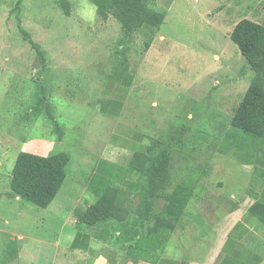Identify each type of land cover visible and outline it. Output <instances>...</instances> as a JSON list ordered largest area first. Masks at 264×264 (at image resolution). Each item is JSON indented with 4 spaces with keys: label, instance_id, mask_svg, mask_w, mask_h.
<instances>
[{
    "label": "rangeland",
    "instance_id": "obj_1",
    "mask_svg": "<svg viewBox=\"0 0 264 264\" xmlns=\"http://www.w3.org/2000/svg\"><path fill=\"white\" fill-rule=\"evenodd\" d=\"M67 1L69 16L61 0H0V264L8 263L10 244L25 241L32 264L51 263L59 230L75 221L68 218L74 200L94 202L83 189L98 156L132 142L111 133L121 126L160 149L172 145L173 170L185 169L173 172L177 179L191 169L208 171L224 202L254 184L242 164L257 141L229 126L253 73L229 34L236 20L264 16L249 10L256 0H147L148 9L166 15L146 51L142 34L123 39L117 21L100 19L89 0ZM47 146L48 153H66L69 163L61 191L40 209L10 197L8 181L19 152L42 156ZM16 234L25 239L16 241ZM116 237L108 240L112 248Z\"/></svg>",
    "mask_w": 264,
    "mask_h": 264
},
{
    "label": "trees",
    "instance_id": "obj_2",
    "mask_svg": "<svg viewBox=\"0 0 264 264\" xmlns=\"http://www.w3.org/2000/svg\"><path fill=\"white\" fill-rule=\"evenodd\" d=\"M89 1L100 19L105 21L112 17L117 21L123 39L129 41L133 35L142 34L145 51L150 47L166 15L148 9L147 0ZM169 5L167 2L166 6ZM61 8L66 16L70 15L71 8L67 0H61ZM21 32L23 39L29 41L41 55L38 46L30 42L25 32ZM229 39L253 73L248 88L232 111L229 126L243 135L253 137L257 144H264V26L241 19L233 27ZM46 101L48 99L44 100V104L48 105ZM235 136L229 140L232 141ZM139 140L146 142V147L133 153L125 170L126 173L140 176L136 201L128 206L93 203L78 219L80 225L98 228L99 236L105 241L112 238L114 232H118V237L114 239L118 264H125L130 257H136L135 260L148 259V250L156 246L153 243L160 239L161 242L166 241L177 228L193 194L194 184L189 180V175L177 180L176 173H173L180 170H173L171 165L174 157L172 145L160 149V144L145 134H141ZM68 163L69 156L64 152L49 153L47 156L19 152L8 181V195L46 209L63 186ZM113 171L112 167L101 168L103 175L96 174L93 177L88 186L89 191L99 198L109 179L119 183L120 179ZM202 173L203 176L207 175L205 170ZM248 211L264 224V200L256 199ZM113 224L118 225L119 229H115Z\"/></svg>",
    "mask_w": 264,
    "mask_h": 264
},
{
    "label": "crops",
    "instance_id": "obj_3",
    "mask_svg": "<svg viewBox=\"0 0 264 264\" xmlns=\"http://www.w3.org/2000/svg\"><path fill=\"white\" fill-rule=\"evenodd\" d=\"M226 1L224 0V3ZM253 5V7H249V10L264 11V0H256ZM227 9L226 20L232 16L227 14ZM219 15L217 22L222 19ZM253 17L251 18L253 22L264 26V16L257 19ZM223 22L221 23L223 24ZM237 22V20L234 22L231 29ZM232 79L231 82L228 81V84L241 81V75L238 79L235 77ZM246 89L243 90L246 91ZM239 94L237 93L235 96V103ZM229 98L228 94L224 99L226 104L229 103ZM108 113L116 116L117 121L119 120L117 112ZM118 129L120 130L117 128L111 130V133L112 131L114 134L117 132L118 135L125 136L124 138L132 142L127 141L121 145L109 146L98 156V161L91 167L83 189L94 197L93 203L103 205L117 203L121 206H128L136 201L135 193L140 176L136 173H126V163L135 151L145 149L146 142L139 140L143 134L140 131L124 126ZM25 150L27 149L25 148ZM48 150L47 146L37 154L47 156ZM234 151L235 154L242 155L241 149H234ZM123 155L126 157L120 159ZM104 164H107V167L103 166ZM242 166L249 170L251 182L254 181V184L249 183L239 197H233V200L226 202L223 201L224 198L221 195L213 191V186L206 180L208 173L205 177L204 173L191 169L189 180L194 184L193 194L177 228L169 234L166 241L161 242L160 239L153 243L156 246H152L148 250V259L135 260L136 257H130L125 264H264V224L248 211L256 199L264 200V144L256 142L253 153L247 156ZM103 167H112L114 175L119 177L120 182L116 183L109 179L103 194L98 198L89 191L88 186L91 185L96 174L103 175L100 172ZM179 170L182 171V174L185 173V169L183 171L181 166ZM183 176H178L177 180L183 179ZM216 186L222 187L223 185L217 183ZM80 200L79 198L75 199L68 211V218H75L72 227L67 231L65 228L59 230V239L53 244L54 250L50 264H114V262L118 264L117 247L112 248L109 241L101 238L98 228H89L79 224V217L91 205L88 203L90 198L88 201ZM62 235H66L64 243H61L60 236ZM116 235H119L118 232ZM15 236L16 241L19 242L25 239L20 234ZM10 245L7 264H32L31 252L33 249L29 244H26V241L20 244L14 242Z\"/></svg>",
    "mask_w": 264,
    "mask_h": 264
}]
</instances>
